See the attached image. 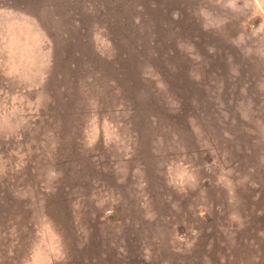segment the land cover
<instances>
[{
	"label": "rangeland",
	"instance_id": "1",
	"mask_svg": "<svg viewBox=\"0 0 264 264\" xmlns=\"http://www.w3.org/2000/svg\"><path fill=\"white\" fill-rule=\"evenodd\" d=\"M0 264H264V0H0Z\"/></svg>",
	"mask_w": 264,
	"mask_h": 264
}]
</instances>
